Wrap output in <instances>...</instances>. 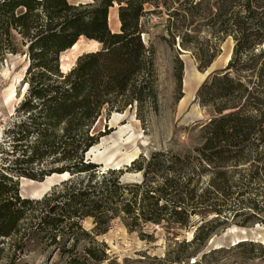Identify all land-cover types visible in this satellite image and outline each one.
Wrapping results in <instances>:
<instances>
[{"label":"trees","instance_id":"16d2710c","mask_svg":"<svg viewBox=\"0 0 264 264\" xmlns=\"http://www.w3.org/2000/svg\"><path fill=\"white\" fill-rule=\"evenodd\" d=\"M114 3L116 31L107 13ZM150 27L174 50L173 103L182 99L177 45L204 70L229 38V58L196 89L207 116L190 145L102 169L84 158L107 133L101 121L128 108L143 122L157 109ZM79 38L98 46L61 70ZM4 53L23 55L25 69L0 133V264H25L34 250L62 264H118L96 240L113 219L143 239L145 225L175 237L197 216L171 263L188 261L189 242L206 238L210 222L264 226V0H0ZM125 172L139 179L122 180ZM53 175L65 177L37 198L20 195L19 177Z\"/></svg>","mask_w":264,"mask_h":264},{"label":"rangeland","instance_id":"374dc122","mask_svg":"<svg viewBox=\"0 0 264 264\" xmlns=\"http://www.w3.org/2000/svg\"><path fill=\"white\" fill-rule=\"evenodd\" d=\"M72 2L83 0H70ZM109 28L118 29L116 17V4L108 8ZM150 27L148 37L154 47V69L158 96L157 109L148 112L145 120L141 122L134 116L133 109L126 108L122 112L112 113L101 123H105L104 134L97 145L86 152L87 159L99 163L101 167L110 166L122 168L127 165L129 158L135 153L148 154L154 149L171 148L182 150L190 145L195 138V122L206 118V112L194 100L195 92L200 83L207 76L206 71L222 68L230 54L232 42L226 38L219 46V52L204 70L196 66L195 59L189 52L181 53L178 57L182 62L181 91L182 99L173 103V81L171 71L174 50L162 41L156 40ZM146 37V36H144ZM98 44L79 38L77 47L61 55V70L65 71L74 61L75 57L86 50H93ZM25 69V58L20 54L4 53L0 55V133L6 126V116L19 98L12 96L20 89V79ZM21 92V89L19 90ZM121 114L120 116H113ZM100 126L102 127V124ZM113 158V159H112ZM110 159V160H109ZM65 176H55L50 181L27 182L22 186L20 181L19 193L22 196L37 198L43 194L50 184L59 181ZM122 180H138V173L125 172ZM41 183H44L41 184ZM201 222L197 216L191 218L188 228L178 231L172 236L163 226L145 225L142 231L147 234L140 238L136 231L128 232L118 219L109 223L108 229L96 236L106 246L108 256L118 264H264V226L253 222L239 226L233 221L220 224L210 222L204 230L210 228L206 238L197 242H189L187 262L169 261L181 248L174 246V242L184 239L190 241L192 231ZM83 227L90 228V221L82 222ZM176 240V241H174ZM242 241L243 245L236 243ZM18 262L25 264H62L58 261L56 253L34 250L22 256Z\"/></svg>","mask_w":264,"mask_h":264},{"label":"bare ground","instance_id":"6f19581e","mask_svg":"<svg viewBox=\"0 0 264 264\" xmlns=\"http://www.w3.org/2000/svg\"><path fill=\"white\" fill-rule=\"evenodd\" d=\"M110 19H109V15H108V24H109V21ZM118 21V20H117ZM93 43H95V42H93ZM77 47V44H75L70 50H74L75 48ZM227 59H228V57H227ZM226 59V60H227ZM11 95L12 96H14L15 95V91H14V89L11 91ZM121 114H114L113 116H120ZM94 148V147H93ZM137 156V153L135 154H133L130 158H129V160H128V162L130 161V160H132L133 158H135ZM113 159V158H112ZM110 160V159H109ZM55 176H65V175H53V176H51V177H48V178H46V181H50V179H52L53 177H55ZM21 180H22V186H24V183L25 182H27V180L26 179H24V178H21ZM20 180V181H21ZM28 182H30V183H34L33 181H28ZM41 184H43L44 185V183H41Z\"/></svg>","mask_w":264,"mask_h":264},{"label":"water","instance_id":"95a60500","mask_svg":"<svg viewBox=\"0 0 264 264\" xmlns=\"http://www.w3.org/2000/svg\"><path fill=\"white\" fill-rule=\"evenodd\" d=\"M177 49L181 52V53H184L185 51L184 50H182V49H180L179 47H178V45H177ZM228 58H229V55H228ZM228 60V59H227ZM227 60H226V62H227ZM209 66V65H208ZM207 66V67H208ZM59 68L61 69V67H60V64H59ZM208 73H210V71H206V75L208 74ZM84 158H88L87 157V155H86V153L84 154ZM108 167H110V166H103L102 167V169H106V168H108ZM112 168H114V167H112ZM116 168V167H115ZM21 178H23V177H19L18 178V182H19V187H20V180H21ZM64 177H62L61 179H63ZM53 184V183H52ZM52 184H50V185H52Z\"/></svg>","mask_w":264,"mask_h":264}]
</instances>
